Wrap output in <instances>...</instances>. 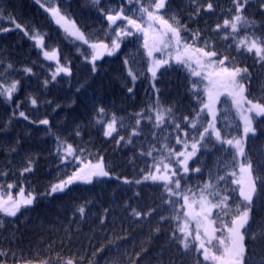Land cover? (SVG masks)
Segmentation results:
<instances>
[{
	"label": "trees",
	"instance_id": "16d2710c",
	"mask_svg": "<svg viewBox=\"0 0 264 264\" xmlns=\"http://www.w3.org/2000/svg\"><path fill=\"white\" fill-rule=\"evenodd\" d=\"M41 2L45 7L59 6L90 40L115 36L116 26L109 28L101 9H119L122 0H99L98 5H93L91 0ZM208 2L197 0L193 5L192 0H168L165 18L170 22L175 18L180 25L186 26L187 31L182 33L185 37L201 32L203 39L199 45L203 46L204 40L210 41V49L229 56V66L247 68L248 78L244 81L248 86L246 95L254 101L264 100V66L254 52L242 49L238 53L234 46L239 38L247 37L249 42L253 38H264L262 0H248L242 13L246 23L238 25L237 39L228 41L222 39L223 32L215 34L212 30L216 24H223L224 19L235 15L231 11L232 0H211L213 10L195 15L200 5ZM0 11L4 12L0 27L12 29L0 32V80L9 84L13 80L20 81L13 96L15 103L0 97V172L7 173L0 176V185L3 186L0 191L6 196V185L14 183L17 187L11 192H17L23 186L25 194L31 192L36 197L31 206L22 207L15 217L0 212V251L8 254L6 264H58V261L77 253L76 259L81 264H113L117 257L120 264H130V258L134 260L137 252L142 253L140 264H213L204 259L194 239L188 237L189 247L183 249L172 238L174 232L180 236L177 229L184 214L177 209L183 200L180 199L178 204L165 205L161 200L164 195L161 182L135 183L142 179L141 170L153 163L152 158L141 155L142 150L146 153L165 143L179 151L185 149L183 144L176 145L174 125L164 127L162 131H157L152 125H142L140 134L128 143L136 126L133 117L154 104L171 108L182 127L184 116L196 119L200 130L207 115L205 111L201 112L202 89H194L192 81L197 79L191 76L190 70L176 62L161 67L155 78V86L159 89L157 95L153 89L154 81L147 71L148 57L140 34L126 37L115 55L97 60L98 71L93 73L92 65L85 61V54L89 51L68 37L36 0H0ZM8 13L30 33L44 36L45 48L58 50L59 63L69 66L71 75L60 74L53 81L51 73L55 72L56 64L46 60L42 49L9 22ZM122 23L118 21V24ZM227 31L230 33V29ZM126 59L131 62L128 66L124 63ZM25 67L32 68L31 75L21 71ZM129 67L137 76L135 81L128 75ZM45 80L48 81L47 86ZM129 87L133 88L132 93L128 92ZM29 97L37 99L36 106L31 104ZM16 104L22 106L17 109ZM101 107L105 109L104 117L97 114ZM20 111H24L29 119L19 117ZM197 112L202 119H197ZM113 117L117 121V133L105 138L104 128L97 120L107 123ZM219 117L218 126L223 134L241 133V120L233 110H226L222 118ZM42 119H48L49 125H40ZM253 126L256 134L248 135L245 151L258 160H264V117H255ZM197 133V130L188 128L187 137L183 132L181 136L189 145L198 137ZM121 136L124 142L117 143ZM58 141L83 148V162H95L103 157L111 176L92 184L76 182L64 192L47 195L51 185L71 175L76 166L75 161L66 167L61 165L57 156ZM154 155L156 160L163 158L159 151ZM163 155L166 157L167 152ZM28 160L33 161V171L21 177L19 172ZM236 164L235 152L212 138V142L199 147L196 156L189 161L191 169L199 168L201 171L185 176L183 187L199 191L197 186L203 187L218 175L232 172ZM125 178L132 183H124ZM224 187H232L231 178L227 185H218L220 189ZM242 203L237 194L230 201L229 215L223 217V213L220 214V220L215 224L218 237H227L224 226L230 225L233 215L242 211V208L237 209V205ZM82 205H86L83 218L78 213ZM150 208L155 209L150 219L135 222L130 215L132 209L147 212ZM102 217H106L103 227L100 226ZM161 217L167 218L163 224H160ZM251 217L247 232H255L257 239L252 240L250 236L248 239V248L255 252L249 264H256L264 253V195L256 199ZM212 218L218 220L216 216ZM158 226L157 234L154 230ZM125 237L126 240L123 239ZM117 243L119 248L115 246ZM102 247L104 251L97 255V250ZM143 249L147 250L146 254Z\"/></svg>",
	"mask_w": 264,
	"mask_h": 264
},
{
	"label": "snow or ice",
	"instance_id": "6c2138e0",
	"mask_svg": "<svg viewBox=\"0 0 264 264\" xmlns=\"http://www.w3.org/2000/svg\"><path fill=\"white\" fill-rule=\"evenodd\" d=\"M41 8L52 18L53 22L70 38L76 42L88 45L91 50L85 54V61L92 65V72L98 71L96 61L101 59L105 54L112 56L121 48V40L126 37H132L137 34H141L144 38L143 47L146 50L147 57L152 61L147 71L153 78V89L156 94H159V89L155 86V78L161 67L168 65L169 60L157 59L153 56L155 52L163 53L165 50L169 55L173 52V45H175L174 59L177 64L186 66L190 69L191 76L200 78L199 80H193V87L197 89L199 84L206 81V102L201 101V112L206 110L208 116L207 127H203V130H199L197 120L192 119L189 116H184V125L177 122L174 117L173 110L171 108H164L160 104H154L151 108L142 110L135 114L136 126L130 133L128 143L132 142V137H136L140 134V128L142 125H152L157 131H162L164 127L174 125V131L177 133L176 145L183 144L185 149L189 148L188 143L183 136L187 137V129L192 128L199 131V139H194L190 145V151H179L171 145L165 143L159 147L154 146L146 153L142 150L141 155H147L152 158L153 163L151 166L142 169V179L136 180L137 185L151 181L153 183L161 182L164 189V195L161 196V200L165 205L178 204L180 199L183 200V204L177 211H183L184 221L178 226L177 231L180 236H177L176 232L173 233V240L178 241L179 247L188 249V237L191 232L188 230V224L190 221L196 223V240L199 242V248L203 249L204 259L211 258L218 264H249L251 257L255 256V252L248 248L249 236L252 240L257 239L256 233L249 234L247 232V226L251 221V213L254 211V205L256 199L261 195H264V160H258L255 157L248 155L245 151L244 142L240 138H225L222 130L217 126V110L216 104L220 100L221 95L226 94L231 98L233 106L239 113L240 120L243 124V136L246 138L249 134L255 135L256 128L253 126L255 117H264V100L250 99L246 95L247 85L245 80L248 78L247 68L241 69L240 67H231L230 58L227 55L222 56L214 49L209 48L210 41L204 40V45L200 46L199 41L203 39L201 32L196 31L191 34L190 37L182 35L187 31V27L180 25V22L173 18V22L165 18L168 11V0H122L119 9L109 8L107 10L101 9V15L107 21L109 28H114L115 36L110 38V42L106 40H97L90 42L83 31L77 26L75 21H71L63 14L59 6L45 7L41 0H36ZM93 5H98L99 0H91ZM193 5L197 3V0H192ZM248 0H232V9L235 15L231 19H224L223 24H216L212 30L215 34L224 33L222 39L228 41L230 38L237 39L236 33L238 31V25L246 23V18L242 15ZM214 8V4L209 0L206 5H200L197 8L195 15H199L201 11H211ZM261 8L264 9V0L261 2ZM4 18V12L0 11V19ZM8 20L15 26L16 29L21 30L25 36H28L35 43V46L40 49L45 47V37L30 33L26 27L18 23L11 13H8ZM118 21L124 22L118 24ZM158 25V27H157ZM230 29V33L229 30ZM12 29L7 27H0V32H8ZM191 40V43L189 42ZM235 48L238 53L241 50H246L248 53H255L261 62V66H264V38H253L251 42L247 37L239 38L235 43ZM79 50V49H78ZM43 56L46 60L57 62L55 72L51 73V79L56 80L57 76L64 74L66 76L71 75V68L59 63L58 50L52 49L51 51L44 50ZM125 65H130L129 60L124 61ZM11 68V65H8ZM23 71L26 75L32 74L31 67H25ZM128 75L133 81L137 76L133 73L129 67ZM45 86L48 81L45 80ZM20 81L13 80L10 84L0 80V97H4L6 100L13 101V96L18 91ZM128 92L132 93L133 88L129 87ZM198 95V94H197ZM29 100L33 106L37 105V99L29 97ZM247 105V107H245ZM22 105L16 104V108L19 109ZM98 116H105V109L103 107L97 110ZM15 115V113H14ZM154 115V121H153ZM19 117L28 120L29 117L24 111L19 112ZM146 117V119H145ZM197 119H202L200 112L196 113ZM97 123L101 124L104 128L103 135L105 138L113 137L114 133H117V121L113 117L110 122L104 123L101 120H97ZM40 125H49L48 119H42L39 121ZM121 126L122 122H121ZM77 135L80 133L77 131ZM156 133H154V136ZM215 138L216 142H219L222 146L227 145L230 148L235 149V154L238 157H242V161L238 164V172L232 171L225 175H218L212 182L205 183L203 187L197 186L199 189V199L196 198V190L191 188H184L182 181L184 177L191 172H200L199 168L191 169L189 161L196 156L199 147H204L206 144L212 142V138ZM124 142V137L121 136L117 143ZM15 151V149H13ZM61 151L63 154H61ZM83 148H76L72 144H61L58 141L57 156L60 159L61 165L65 167L72 163L77 162L71 175H68L65 179H60L57 183L51 185L47 195L56 194L58 192H64L69 186L76 182H82L85 184H92L96 180L108 178L111 176L110 170L105 166L103 157H100L95 163L89 160L87 163L83 162L82 156L84 153ZM160 152L163 157L160 160L155 159L154 153ZM167 152V156L164 157V152ZM79 153V154H77ZM174 156L173 161L171 157ZM70 158V159H69ZM235 164V159L233 161ZM154 169V170H153ZM33 171V161L28 160L23 169L19 172L21 177H24L26 173ZM7 173L0 172V176H6ZM231 178L232 187L218 188L219 184L227 185L228 179ZM124 183H132V181L126 178ZM17 187L14 183H8L6 185L7 196L5 198L4 192L0 191V212L6 216L15 217L20 212L22 207L31 206L36 199L31 192L25 194V189L20 186L19 192L14 197L10 190ZM0 189L3 186L0 185ZM192 193V196L189 195ZM223 193V195H221ZM242 204L237 205V209H243L238 211V214L233 215L230 225L225 224L224 231L228 233L227 238L217 237V228L215 224L220 220V214L223 213V217L229 215L231 209L230 201L237 195ZM137 195H139L137 193ZM167 197V199L165 198ZM175 199H171V198ZM218 210V211H214ZM107 211V210H106ZM78 213L83 218L86 214V205H82L78 209ZM155 214V209L150 208L147 212L138 211L132 209L130 215L134 217L135 222L141 220L150 219ZM216 216L218 220H213L212 217ZM179 220V217H176ZM167 218L161 217L160 224L166 222ZM106 224V217L100 219V226L103 227ZM201 229L203 235L207 237V243L211 244L214 239H218L223 251L220 255L209 254V248L201 238ZM159 226L154 230L159 233ZM123 239H127L126 237ZM119 248V243L115 245ZM111 247V245H109ZM104 248L97 250V255L102 253ZM142 252L146 254L147 250L143 249ZM251 254V256H250ZM7 253L0 251V264H6ZM79 254H72L69 258L58 261V264H81V261L76 259ZM142 253L137 252L136 258L133 260L130 258V264H140V257ZM15 258V253H13ZM46 264V262H41ZM113 264H120L119 257L113 260ZM256 264H264V253L261 254L259 261Z\"/></svg>",
	"mask_w": 264,
	"mask_h": 264
},
{
	"label": "rangeland",
	"instance_id": "374dc122",
	"mask_svg": "<svg viewBox=\"0 0 264 264\" xmlns=\"http://www.w3.org/2000/svg\"><path fill=\"white\" fill-rule=\"evenodd\" d=\"M158 59H160V58H158ZM163 59H165V58H163ZM150 62H151V60H150ZM227 97L231 100V98H230L229 96H227L226 94L221 95L220 98L224 100V99H226ZM219 101H220V100H219ZM219 101H218V102H219ZM218 102H217V104H218ZM217 104H216V107H217ZM245 107H247V105H246ZM240 139L244 140V136H241ZM197 199H199V197H197Z\"/></svg>",
	"mask_w": 264,
	"mask_h": 264
}]
</instances>
